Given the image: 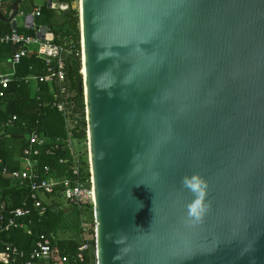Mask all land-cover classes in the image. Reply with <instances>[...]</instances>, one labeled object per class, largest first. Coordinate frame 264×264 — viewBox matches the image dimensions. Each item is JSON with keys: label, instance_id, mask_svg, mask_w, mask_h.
Masks as SVG:
<instances>
[{"label": "water", "instance_id": "1", "mask_svg": "<svg viewBox=\"0 0 264 264\" xmlns=\"http://www.w3.org/2000/svg\"><path fill=\"white\" fill-rule=\"evenodd\" d=\"M26 1L0 21L17 31ZM77 6L96 264H264V0ZM194 172L210 202L196 224Z\"/></svg>", "mask_w": 264, "mask_h": 264}, {"label": "trees", "instance_id": "2", "mask_svg": "<svg viewBox=\"0 0 264 264\" xmlns=\"http://www.w3.org/2000/svg\"><path fill=\"white\" fill-rule=\"evenodd\" d=\"M12 2L13 0L0 2V13L3 16H7ZM62 3H67L68 8L59 12L45 5L41 6L36 24L47 27L54 35L52 41L54 44H73L72 53L65 55L63 59L65 64L63 85L67 91L65 100L68 109L77 115L78 126L72 130V136L79 142L86 140L84 98L82 92L79 93L77 90L78 82L82 78L78 67L81 60L79 13L78 7H74L71 1L62 0ZM10 32V25L0 21V35ZM17 32L27 36L35 34L34 30L24 27H18ZM16 50L17 47L10 44L0 45V60L11 58ZM1 72L0 70V75ZM45 74L46 68L35 49H30L15 66L11 82L0 98V167L4 166L9 170L18 168V159L28 144L26 137L34 131L45 140V144L40 148V154L36 157L39 170L43 167L49 168V172L43 177H68L71 155L67 147L60 144V147L52 150L51 154H46V150L53 147L56 139L64 140L67 137L65 118L53 107V96L58 93L59 85L55 80L37 84L23 81V78L29 75ZM13 115L17 117L15 124L12 127H2V122ZM83 159L85 176H88V161L86 157ZM60 160L66 162L61 164ZM0 188V206L6 211L20 206L21 201L28 196L25 187L20 188L11 180L2 178L1 174ZM59 199L60 195L55 192L45 198L44 202L47 205L43 215L39 216L38 212H32L28 225L32 231L31 235L19 229L0 232V264H10L3 253L5 245H15L28 256L39 235H45L50 239L53 261L76 264V257L81 253L83 264H96L92 209L78 210L70 206L65 207L60 205ZM83 219L90 223L89 230L84 235L80 230ZM84 244L87 248L79 251Z\"/></svg>", "mask_w": 264, "mask_h": 264}, {"label": "built area", "instance_id": "3", "mask_svg": "<svg viewBox=\"0 0 264 264\" xmlns=\"http://www.w3.org/2000/svg\"><path fill=\"white\" fill-rule=\"evenodd\" d=\"M73 4L78 0H70ZM32 16H39V10H36ZM10 44L17 47L16 52L12 55L10 63L15 68L17 64L24 58L30 49H35L40 60L46 68L44 76L29 75L23 78L24 82H32L33 84L52 82L55 80L59 85L58 93L53 98V107L65 118L67 137L64 140L56 139L55 144L50 150H46V154L52 153V150L58 149L60 144H64L70 151L71 167L68 177H43L49 172L48 167L38 169V161L36 157L40 154V148L45 144V140L39 137L38 133L31 132L26 138L27 146L22 152V156L18 159V168L9 170L1 166L0 174L2 178H7L17 184L20 188L25 187L28 196L21 201V205L6 211L0 206V232H7L12 229H19L31 235L32 231L28 228L30 224L29 217L33 211L38 212L41 216L46 212L45 198L58 192L60 198L66 202L67 206L77 208L78 210L92 209L94 194L91 185V176L88 163V176H85V166L83 164V156L75 148L76 139L72 136V130L78 126L77 115L67 106V91L64 87V56L71 54L73 44L60 45L54 44L52 41L40 40L36 36H27L17 31H11L8 34L0 35V45ZM14 71L11 74L0 75V98L3 97L4 90L7 88ZM17 121L15 115L6 118L2 122V127H12ZM23 125V124H22ZM88 161V160H87ZM66 161L60 160L59 163L64 164ZM1 190V188H0ZM90 223L85 219L81 220L80 230L84 235L89 230ZM87 245H82L79 251H83ZM10 264H64L63 262L53 261L51 258V241L45 235H39L32 246L28 256L23 250L12 244L5 245L3 250ZM76 264H83L82 254L78 253Z\"/></svg>", "mask_w": 264, "mask_h": 264}, {"label": "clouds", "instance_id": "4", "mask_svg": "<svg viewBox=\"0 0 264 264\" xmlns=\"http://www.w3.org/2000/svg\"><path fill=\"white\" fill-rule=\"evenodd\" d=\"M181 186L188 190L193 199L187 205L186 222L196 224L203 220L210 208V202H206L208 183L198 172L184 175L181 178Z\"/></svg>", "mask_w": 264, "mask_h": 264}, {"label": "crops", "instance_id": "5", "mask_svg": "<svg viewBox=\"0 0 264 264\" xmlns=\"http://www.w3.org/2000/svg\"><path fill=\"white\" fill-rule=\"evenodd\" d=\"M43 5L46 6L45 0H31V1H26L23 4H21V8L23 9V13L22 14H18L17 16H20V17L23 18L22 19V26H18L17 17H16L17 28L18 27H24L25 28V24H24V18H25V16L28 15V14H31L32 15L36 10H39V8L41 6H43ZM28 10H29V12H27ZM32 17L34 19V21H33L34 27L35 26H39V25L36 24V18H38L39 16H37V17L36 16H32ZM32 30H34V29H32ZM34 32H35V30H34ZM33 36H35V34ZM10 59L11 58H9V59H7L5 61L4 60H0V70L2 71L1 72L2 74L1 75L11 74L14 71L15 68H13V66L11 65Z\"/></svg>", "mask_w": 264, "mask_h": 264}, {"label": "rangeland", "instance_id": "6", "mask_svg": "<svg viewBox=\"0 0 264 264\" xmlns=\"http://www.w3.org/2000/svg\"><path fill=\"white\" fill-rule=\"evenodd\" d=\"M78 2L74 3V7H78L77 6ZM22 17L20 16H17V23H18V26H22ZM75 148L80 151V153L82 154V156L88 160V149H87V139L85 141H77L75 142ZM59 203L60 205L62 206H67L66 205V202L63 200V199H59ZM67 236V235H66Z\"/></svg>", "mask_w": 264, "mask_h": 264}, {"label": "bare ground", "instance_id": "7", "mask_svg": "<svg viewBox=\"0 0 264 264\" xmlns=\"http://www.w3.org/2000/svg\"><path fill=\"white\" fill-rule=\"evenodd\" d=\"M83 71H81V73H82Z\"/></svg>", "mask_w": 264, "mask_h": 264}]
</instances>
